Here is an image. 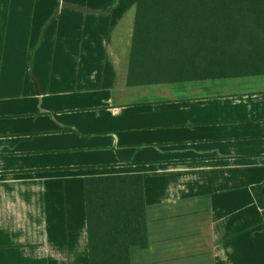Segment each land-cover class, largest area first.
I'll return each instance as SVG.
<instances>
[{"label": "crops", "instance_id": "1", "mask_svg": "<svg viewBox=\"0 0 264 264\" xmlns=\"http://www.w3.org/2000/svg\"><path fill=\"white\" fill-rule=\"evenodd\" d=\"M57 1L0 0V264H89L84 179L116 174L131 264H264V74L130 82L137 0Z\"/></svg>", "mask_w": 264, "mask_h": 264}, {"label": "trees", "instance_id": "2", "mask_svg": "<svg viewBox=\"0 0 264 264\" xmlns=\"http://www.w3.org/2000/svg\"><path fill=\"white\" fill-rule=\"evenodd\" d=\"M130 82L264 74V0H137ZM89 264H131L148 246L141 174L84 179ZM252 192L263 214L264 182Z\"/></svg>", "mask_w": 264, "mask_h": 264}, {"label": "rangeland", "instance_id": "3", "mask_svg": "<svg viewBox=\"0 0 264 264\" xmlns=\"http://www.w3.org/2000/svg\"><path fill=\"white\" fill-rule=\"evenodd\" d=\"M58 3H60L59 4V6H58V8L60 7V6H64L65 5V3L64 2H62V1H60V0H58L57 1V4ZM47 45V43H45V46ZM44 48V47H43ZM136 252H139V249L138 248H134L133 250H132V255H134ZM87 263V258L86 257H84V256H81L80 258H79V264H84V263ZM134 264H136V261H134Z\"/></svg>", "mask_w": 264, "mask_h": 264}]
</instances>
